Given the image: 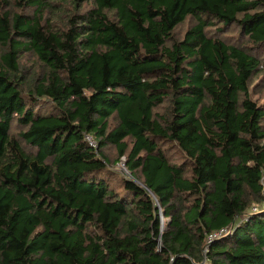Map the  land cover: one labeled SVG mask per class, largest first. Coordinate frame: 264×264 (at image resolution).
<instances>
[{"label": "trees", "instance_id": "trees-1", "mask_svg": "<svg viewBox=\"0 0 264 264\" xmlns=\"http://www.w3.org/2000/svg\"><path fill=\"white\" fill-rule=\"evenodd\" d=\"M16 4L0 264H264V0Z\"/></svg>", "mask_w": 264, "mask_h": 264}, {"label": "rangeland", "instance_id": "rangeland-1", "mask_svg": "<svg viewBox=\"0 0 264 264\" xmlns=\"http://www.w3.org/2000/svg\"><path fill=\"white\" fill-rule=\"evenodd\" d=\"M7 10H12L13 12H20L19 7L16 4V0H0V14H2L3 12L7 11ZM25 12H30V9H26L24 10ZM56 27L59 25L58 20L55 23ZM186 26L181 28L178 32L181 35L185 30H186ZM5 49H3V47L0 46V54L4 51ZM20 67L21 70H23L24 72H26L30 78L36 79L37 77H39V75L42 73V64L39 62V60L37 59V57L32 54V53H26L23 54L20 58ZM258 98V97H255ZM125 158H122L120 163H118L114 169L116 171H118L120 174L125 175L127 173V170L122 167V164L125 165ZM254 209V208H253ZM166 222V220H164ZM211 245V244H210ZM208 245V243H206V246L204 248V254H206V249L208 250V247L210 246ZM205 261V260H204Z\"/></svg>", "mask_w": 264, "mask_h": 264}, {"label": "built area", "instance_id": "built-area-1", "mask_svg": "<svg viewBox=\"0 0 264 264\" xmlns=\"http://www.w3.org/2000/svg\"><path fill=\"white\" fill-rule=\"evenodd\" d=\"M88 140H89L90 144H91L94 148H97V144H96L94 141H92L91 138H88ZM122 167H124V168L126 169V167H125L124 164H122ZM253 210H254V212H257V209H256V208H254ZM229 233H230V229H226V230H222V231H220V232H218V233H215V234H213V235H210V236L208 237V242H207L208 245H210L214 240L219 239V238H221V237H223V236H225V235H228ZM206 251H207V249H206ZM171 262H172V263L174 262V259H173V258L171 259Z\"/></svg>", "mask_w": 264, "mask_h": 264}]
</instances>
